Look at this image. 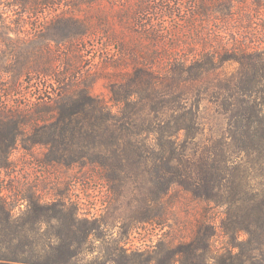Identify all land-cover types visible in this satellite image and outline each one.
Here are the masks:
<instances>
[{"label":"trees","instance_id":"1","mask_svg":"<svg viewBox=\"0 0 264 264\" xmlns=\"http://www.w3.org/2000/svg\"><path fill=\"white\" fill-rule=\"evenodd\" d=\"M104 1L0 0V22L6 27L0 39L13 32L43 41L26 56L19 76H55V69L40 65L48 38L57 43L74 40L83 50L82 40L106 27ZM119 1L110 0L115 15ZM254 1L264 6V0ZM146 2L139 0L143 14L151 8ZM237 59L251 66L255 78L264 68L252 54ZM209 66L182 63L177 69L195 68L201 77ZM133 67L110 82V101L81 84L77 71L73 79L61 75L54 93L0 106V169L10 165V152L20 138L25 148L40 143L52 149H80L72 156L61 153L48 159L67 165L84 164L87 158L106 165L102 149L116 154L115 148L126 161L127 150H132L136 162L150 163L154 171L152 200L157 209L141 220L167 223L168 229L155 240L135 245L128 230L108 231L103 217L80 213L75 203L44 199L32 186L15 191L14 198L0 189V264H264V103L246 98L234 103L231 82L218 85L213 95L222 96L228 126L203 147L197 140L200 105L188 102L200 89L158 73L153 61H137ZM17 86L15 79L10 91ZM25 123L32 125L26 137ZM89 150H98L95 157H89ZM255 178L260 180L255 183ZM177 204L195 214L186 234L173 229L170 216L160 211L166 207L170 213ZM220 234L227 242L217 247Z\"/></svg>","mask_w":264,"mask_h":264},{"label":"rangeland","instance_id":"2","mask_svg":"<svg viewBox=\"0 0 264 264\" xmlns=\"http://www.w3.org/2000/svg\"><path fill=\"white\" fill-rule=\"evenodd\" d=\"M146 1L151 8L143 14L138 8L139 0H120L115 15L110 10V0H105L106 27L85 37L83 50L77 49L74 40L57 43L48 38L49 48L42 51L40 65L55 69L52 77L19 76L26 56L40 48L43 41L13 32L0 39V106L9 108L54 93L61 75L73 79L77 71L81 84H89L93 93L110 101V82L132 71L137 61H153L158 73L169 74L181 86L200 89L201 93L190 94L188 102L200 105L201 133L197 140L203 147L208 139L220 138L228 126L229 114L221 105L222 96L213 95L218 85L231 82L234 103L239 98L264 103V68L257 70L255 78L251 66L237 59L252 54L257 61L264 62V6L254 0ZM128 19L132 21L130 28ZM3 31L6 27L0 22V32ZM206 62L211 68L201 77L195 75V68L190 72L177 69L182 63L194 66ZM188 76L190 80H186ZM15 79L18 89L14 92L9 86ZM125 86L123 83L120 89ZM23 127L27 131L25 137L30 135L31 123ZM115 150L116 154L102 149L106 165L88 162V158L84 164L67 165L48 159L61 153L72 156L80 149H52L40 143L25 148L20 138L10 152V165L0 169V189L14 198L15 191L32 186L44 199H65L77 204L80 213L103 217L108 231L119 234L128 230L135 245L155 240L168 225L141 220L157 209L152 200V165H140L132 150H127L129 160L121 161L119 150ZM89 151V157H95L98 150ZM259 180L255 178L253 182ZM185 206L177 204L170 213L166 207L160 208L170 216L173 229L184 234L195 218L194 212ZM226 242L222 234L215 239L217 247Z\"/></svg>","mask_w":264,"mask_h":264}]
</instances>
